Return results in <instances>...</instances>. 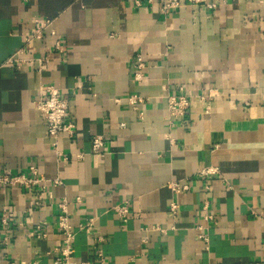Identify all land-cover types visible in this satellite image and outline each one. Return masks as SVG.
I'll return each instance as SVG.
<instances>
[{"label": "crops", "instance_id": "crops-1", "mask_svg": "<svg viewBox=\"0 0 264 264\" xmlns=\"http://www.w3.org/2000/svg\"><path fill=\"white\" fill-rule=\"evenodd\" d=\"M162 1L137 8L128 0H0V175H30L35 165L52 195L35 207L34 189L0 186V264H53L63 199L77 262L95 260L93 239L79 231L93 218L105 264H264V0H206L216 7L166 14ZM35 18L53 25L19 56L48 57L46 68L7 66ZM139 53L146 80L136 83ZM47 85L68 101L76 125L73 139L59 140L68 162L57 156L36 106ZM180 88L196 98L170 126L167 95ZM133 94L148 99L138 110L127 102ZM197 95L212 97L209 113ZM96 135L104 137L102 155L92 152ZM206 167L217 174L199 175ZM56 177L63 185H54ZM173 181L190 189L176 194ZM205 196L217 217L208 246L196 229ZM171 201L179 205L175 220ZM125 202L123 223L112 209ZM4 208L13 214L7 227ZM39 224L47 237L30 235Z\"/></svg>", "mask_w": 264, "mask_h": 264}, {"label": "built area", "instance_id": "built-area-1", "mask_svg": "<svg viewBox=\"0 0 264 264\" xmlns=\"http://www.w3.org/2000/svg\"><path fill=\"white\" fill-rule=\"evenodd\" d=\"M134 4L135 7L140 8L144 6V0H128ZM155 0H147V2L152 5ZM206 3L207 8H215V4H207L206 0H163L161 12L166 14V12L173 8H179L185 5H197ZM34 28L30 35L25 38V45L21 47L17 53L11 56L6 61L7 66L21 67L24 63L32 62L37 64V71L42 72L48 62V57H36L23 59L19 55L26 53V46L33 43L34 41H41L44 39L45 31L50 29L53 25L52 19L42 20L40 18L34 19ZM55 35L54 31H51ZM54 47L57 51H63V43L61 40H56ZM146 60L142 54H137L133 61V78L136 83H141L146 80V75L144 70L146 69ZM264 97V95H263ZM196 98L191 93H186L183 88H180L178 92L174 94L167 95L168 102V121L170 126L175 125V120L179 117H183L188 113L191 108L192 100ZM197 98L204 104L207 103L205 112L210 111V101L212 97L204 95H197ZM148 99L139 94L130 95L127 98L128 105L133 110H138L140 105H143ZM118 101V100H117ZM37 109L40 111L44 121L47 126V134L51 139L52 147L55 150L57 156L64 162H68L70 157L63 153L59 149V140L61 138L73 139L76 134V125L69 121L68 119V101L61 97L60 90L53 86L47 85L40 88V96L36 100ZM92 152L98 155H102L104 149V137L96 135L92 137L91 140ZM76 158H82L83 153H78L75 155ZM30 175L27 174H1L0 175V186H22L26 189L35 190L34 206L42 207L44 205V200L46 197L51 198V191H49L47 182L44 177L39 175V171L35 165L29 167ZM217 174V169L214 167H206L199 171V175L204 177H209L211 175ZM54 185H63L60 177H56L53 181ZM208 183V182H207ZM172 191L176 194L188 191L190 189L188 184H182L180 182L173 181L170 183ZM205 190L209 191V184L205 186ZM79 200V199H78ZM80 201V200H79ZM59 214L57 216V228L58 231L63 235L62 244L56 249V256L53 264H94L95 260L99 264H105V255L99 248V245L104 242V237L99 235L94 230V219L86 218L81 221L79 225V231L85 233L87 236L91 237L95 243L96 254L94 256L95 260H84L77 262L74 258L75 247L74 241L76 233L72 230L70 226V215L68 211V203L66 199H63L58 204ZM113 212L119 216L123 223L128 221L129 205L127 202L115 205L113 207ZM201 210L203 212V224L198 225L196 229L198 230V239L202 240L206 246L210 243L209 230L213 224L217 223V217L214 213L210 211V200L208 197H204L202 200ZM169 213L171 217L175 220L179 215V205L176 201H171L169 203ZM254 214H256L253 211ZM13 214L9 212L6 208L2 209L1 221L2 224L7 227ZM43 224L36 226L35 231L30 233L31 236L37 238H45L47 234L42 231ZM175 229V227H172ZM153 230L165 233V229L161 227H153ZM5 235L3 243L5 245L9 242V231L5 230ZM29 264H39L38 262Z\"/></svg>", "mask_w": 264, "mask_h": 264}]
</instances>
